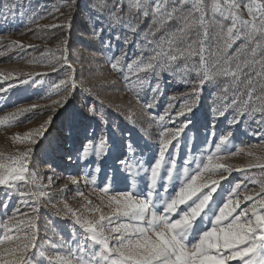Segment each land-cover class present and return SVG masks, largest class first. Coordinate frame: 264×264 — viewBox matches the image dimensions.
<instances>
[{
  "label": "snow or ice",
  "instance_id": "snow-or-ice-1",
  "mask_svg": "<svg viewBox=\"0 0 264 264\" xmlns=\"http://www.w3.org/2000/svg\"><path fill=\"white\" fill-rule=\"evenodd\" d=\"M17 15L55 48L5 42ZM74 29L111 79L77 74ZM10 53L57 79L18 106L48 73L0 71V127L47 113L0 151V264H264V0H4Z\"/></svg>",
  "mask_w": 264,
  "mask_h": 264
},
{
  "label": "rangeland",
  "instance_id": "rangeland-1",
  "mask_svg": "<svg viewBox=\"0 0 264 264\" xmlns=\"http://www.w3.org/2000/svg\"><path fill=\"white\" fill-rule=\"evenodd\" d=\"M4 2V0H0V3ZM19 2L24 3L27 5L28 0H19ZM33 5L36 3L40 4H47L49 7H51L53 4H59L62 3V0H32ZM54 20L52 18H47L41 20L39 23L40 24H51L53 23ZM14 29H19L18 31L14 30L12 31L9 35L5 36V42L8 40H15L24 43L25 45L28 44H33L37 45L40 50H44L45 48H55V40H45V39H34L32 33H27V34H22L26 30L21 27L20 21H19V15H17V21L12 25ZM35 28L36 25H33ZM71 44L74 46L76 52L79 54V57L83 60V64L81 63H76V71L77 74H80L81 71H83V75L85 77H88V81L92 84H99L100 81L105 80V79H111L112 77H103V76H92L90 73V69H94L96 66L94 64L89 63V52L85 49L80 47L79 44V35L73 30L71 34ZM29 52H31V49H28ZM36 55H39V53H36ZM15 56V53H10L6 55L5 57H0V71H27V72H42V73H48L46 76L43 77H36L35 79L37 80H44V86L42 87H37L33 85L30 89L27 95H25L23 92L18 91L17 89H13L10 95H12V99L18 101V106H26L28 103L32 102H37L40 105H45L50 103L49 100H41L38 99L40 96L46 95L47 94V87L48 85L55 81L57 79V73L49 72L47 68L40 66V65H29L25 62V60H11L10 57ZM73 59H77L76 55L73 56ZM0 86H7V82H3L2 85ZM27 87V86H25ZM101 96H103L106 100H110L113 104H123L126 102L129 97L128 96H119L117 93H113L110 90L108 92H101ZM55 98V97H53ZM81 100V97L79 94H77L76 99L73 100L71 103L74 105L79 104ZM2 107V105H0ZM13 110L11 107L7 109V111ZM39 113V109L36 110ZM62 111V110H61ZM5 114L4 112L0 111V115ZM47 119V113L44 115H37L31 122L25 123L21 126H14L11 128L7 127H0V151H5V152H13L16 150V145H13L10 137L15 134H21L23 135L25 132L30 131L31 129L38 127L40 124L44 122V120ZM59 128V122L57 120H54L51 131L53 134H55L58 131ZM249 141L251 143H256L257 142V137H248ZM39 147V146H37ZM248 157L245 156H239V157H233L231 162L237 165H245L248 162ZM36 161H33V165L35 166ZM40 172H46L47 170L43 167L39 168ZM255 171V169H253ZM233 175L238 176L239 173H234ZM57 187H59L60 184L67 183L66 178L59 180L56 182ZM74 188L75 186L71 185L70 183L67 185V197H68V202L72 204L73 206H79L81 203L80 199L77 197L73 199L72 197L74 196ZM81 190L85 192V195H88L90 188L85 187L83 184V181H81ZM243 207V205H242ZM51 211V210H50Z\"/></svg>",
  "mask_w": 264,
  "mask_h": 264
}]
</instances>
